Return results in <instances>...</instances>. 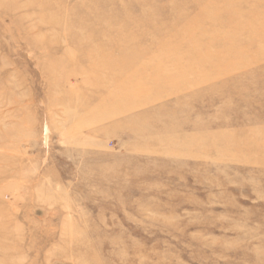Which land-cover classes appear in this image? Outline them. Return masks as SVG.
<instances>
[{"label":"rangeland","instance_id":"374dc122","mask_svg":"<svg viewBox=\"0 0 264 264\" xmlns=\"http://www.w3.org/2000/svg\"><path fill=\"white\" fill-rule=\"evenodd\" d=\"M0 264H264V0H0Z\"/></svg>","mask_w":264,"mask_h":264}]
</instances>
